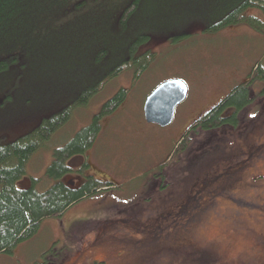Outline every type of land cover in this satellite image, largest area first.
Returning <instances> with one entry per match:
<instances>
[{"label": "rangeland", "instance_id": "374dc122", "mask_svg": "<svg viewBox=\"0 0 264 264\" xmlns=\"http://www.w3.org/2000/svg\"><path fill=\"white\" fill-rule=\"evenodd\" d=\"M59 9L52 8L43 18L36 15L28 19L30 40L26 45L9 39L0 41L1 54L16 52L22 59L19 51L24 52L25 47L21 46H27L32 51L28 55L30 61L37 57L27 67H17V71L13 68L0 77L2 141L28 132L42 117L70 104L86 81L99 76L105 68V60L96 67L88 63L95 51H86L78 34L76 38L69 35V18L65 9ZM150 10L152 14L141 28H147L153 36L138 48V52H154L146 70L135 80L132 69L108 79L70 114L68 121L26 164L27 175L37 180L36 189L43 190L49 182L45 169L51 162L52 150L87 124L114 91L125 87L126 97L114 111L101 118L100 132L86 156L70 160L77 168L85 157L89 166L83 173L64 176L80 183L84 175L91 174L114 184L75 202L59 217L44 219L36 233L17 244L11 254L0 253V264H196L195 258L204 253L198 250L200 240H209L208 246L214 250L211 260L204 255L211 264L216 261L217 264H264V134L253 144L257 146L261 142L262 153H257L260 158L250 161L248 155L245 158L235 155L240 151L239 144L227 145L231 132L223 134L217 130L215 141L211 136L201 137L200 132L196 135L197 131L191 132L194 148L185 156L190 158L192 152L199 154L195 166L197 177L192 181L197 183L203 178L205 183L223 171L220 180H215L218 181L215 190L222 184L221 191H227L233 198H219L216 212L195 211L203 202L185 199L194 190L193 182L185 181L191 176L185 168L187 164L180 162L175 168L169 164L163 169V182L153 176V168L166 159L174 141L190 133L189 125L195 118L234 84L247 80L256 63L264 69V33L239 24L207 36L200 31L199 22L204 15L195 0L157 1ZM249 12L260 15L256 9ZM182 31L189 34L174 41L170 39L173 32ZM43 37L47 38L46 42L39 46L40 42H36L34 47H37L32 50L33 38L38 41ZM111 40L117 39L112 36ZM170 78H180L187 85L186 96L176 105L172 121L164 126L145 121L144 99L154 86ZM252 88L257 95L249 107L241 110L243 121L235 134L241 127H251L255 118L261 119L264 131V80L255 81ZM250 136L249 131L243 134V138ZM241 161H246L244 167ZM160 182L162 189L158 188ZM19 184L26 185L27 180ZM185 233H188L186 240L177 239ZM189 234L197 240L196 251L190 253L183 247L192 244ZM158 244L176 249L170 248L169 255L158 250L164 252V256H159L154 249Z\"/></svg>", "mask_w": 264, "mask_h": 264}, {"label": "trees", "instance_id": "16d2710c", "mask_svg": "<svg viewBox=\"0 0 264 264\" xmlns=\"http://www.w3.org/2000/svg\"><path fill=\"white\" fill-rule=\"evenodd\" d=\"M157 1L163 0H0V41L9 39L18 45H26L25 43L30 40L26 26L28 19L34 18L36 15L43 18L45 12L54 7H60L59 10L65 9L66 16L69 18V35L76 38L78 34L80 44L85 45L84 49L95 51L88 63L96 67L105 60V68L101 70L99 76H93L92 79L86 81L74 100L70 101V104L68 103L50 115L42 117L39 123L28 132L10 141L0 139V253L11 254L17 244L31 238L36 233L44 219L59 217L65 209L75 202L114 184L111 180L97 179L94 175L88 174L84 175L79 184L71 185L64 176L72 172L83 173L84 169L89 166L85 157L77 168L72 166L70 160L75 156H86L85 152L93 145L100 132L101 118L114 111L126 97L128 88L125 87H119L114 91L91 116L87 124L81 126L66 142L52 150L51 162L45 169V176L49 182L43 190L36 189L37 180L27 175L26 164L40 148L45 146L51 135L68 121L70 114L79 105L86 103L89 97L100 90L108 79L113 78L123 70L132 69V77L135 80L146 70L154 59V52L149 50L138 52V48L152 38L153 33H148L147 28H141V26L147 22L149 14H152L150 6ZM195 2L204 15V18H201L199 22L200 31L207 36L217 34L226 27L239 24H245L256 32L264 33V0H195ZM253 9H256L260 15L257 16L249 12ZM173 33L170 36L172 41L189 34V31ZM112 36L117 40L112 41ZM19 37L21 38L20 41ZM46 40V37L38 39V41L33 38L32 43L34 44L31 43L30 48L32 47L34 50L37 47H34L36 42H40L39 46ZM74 42L76 45L77 42L75 40ZM21 47H25L24 52L19 51L22 59L16 52L0 53V77L12 71L13 68H25L32 61H36L37 57L30 61L28 55L32 51L27 46ZM1 50L2 47H0V52ZM257 80H264V69L259 63H256L248 73L247 80L234 84L209 109L205 116L194 123L189 129L190 133L188 132L174 141L175 143L170 153L165 157L166 159L161 160L153 168L155 179L160 177L163 182V169L169 164L175 168L181 162L187 164L185 168L187 171L189 170V175H191L185 181L193 182L192 179L197 177L195 166L198 163L199 154L192 152L190 158L185 155L194 148V139L190 134L195 131H197L195 135L200 132L201 137L211 136L212 141L217 140V135H215L217 130L223 134L231 132L229 133L231 135L230 141L227 145L237 146L239 144L240 151H236L235 154L237 157L240 154L245 155L241 158L248 155L247 158L250 161L260 158L258 154L262 153L264 147L261 146L260 140L257 146L253 144L256 143V139L263 137L264 134V131L261 130L263 127L261 119L255 118L251 122L257 125L256 128L253 124L247 129L241 127L238 133H234L240 128L239 124L243 121L240 120L241 110L249 107L257 95L252 88V84ZM91 83H96V86L92 87L93 84ZM247 131L251 136L243 138V134ZM232 155L234 159L233 152ZM209 159L212 161V157ZM241 162L242 167H244L246 161ZM229 171L232 172V170ZM191 172L194 173L190 174ZM222 173L223 171L220 174ZM220 174L209 178L210 180L206 179L205 183H203L202 178L201 181L198 180L197 183L191 184L192 187L194 186L193 194L188 195L185 199L187 202H203L199 207L197 206L195 211L214 210L216 212L219 198L224 196L231 198L227 191H221L224 187L222 184L220 188H217L218 190H215V186H217L215 183L218 182L215 180H220ZM233 174L231 173V177ZM221 176L225 178V175ZM259 176H263V174ZM23 179L27 180L26 185L19 184ZM226 179L228 180L227 177ZM234 179L231 178V180ZM221 181L225 182V180ZM162 182L158 187L160 189L164 188ZM185 183L187 186L188 183ZM189 219L195 218L189 217ZM188 233L183 234V238L177 239L186 240ZM193 237L195 236L189 234V242L192 243L190 246L183 245L187 252L189 250V253L196 251L194 245L197 240ZM208 243L209 240L205 242L200 240L198 250H203L204 253H199L201 257L195 258L196 264H211L204 258V255H208L209 260L213 258L211 254L214 253V250L210 249ZM170 248L176 249L166 244H158L154 249H157L156 253L159 256H164V252L157 251L165 250V254L169 255ZM52 252L56 255L55 251ZM156 253L153 254V262H155ZM177 257L178 254L176 253L175 258ZM48 261L50 262L49 259ZM32 264L45 263L34 262ZM212 264H217V261Z\"/></svg>", "mask_w": 264, "mask_h": 264}, {"label": "water", "instance_id": "95a60500", "mask_svg": "<svg viewBox=\"0 0 264 264\" xmlns=\"http://www.w3.org/2000/svg\"><path fill=\"white\" fill-rule=\"evenodd\" d=\"M187 93L186 83L179 78H170L159 83L143 102V115L147 122L161 126L171 122L175 106Z\"/></svg>", "mask_w": 264, "mask_h": 264}, {"label": "flooded vegetation", "instance_id": "af4514ba", "mask_svg": "<svg viewBox=\"0 0 264 264\" xmlns=\"http://www.w3.org/2000/svg\"><path fill=\"white\" fill-rule=\"evenodd\" d=\"M209 109H210V107H208V108H206L203 112H202V114L200 115V116H198L197 118H195L194 120H193V122L195 123L196 121H198L202 116H205L206 114H207V112L209 111ZM194 123H192L191 125H189V127H192L193 125H194ZM182 135V134H181ZM65 180H67V179H65ZM77 181V180H76ZM73 182V181H70L69 180V182L68 183H70L71 185H73V184H79V182L77 181V182Z\"/></svg>", "mask_w": 264, "mask_h": 264}]
</instances>
